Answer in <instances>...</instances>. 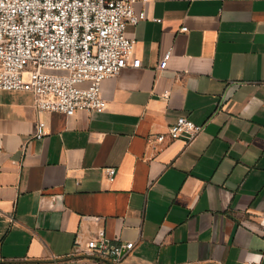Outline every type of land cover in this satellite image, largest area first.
<instances>
[{
    "label": "crops",
    "instance_id": "1",
    "mask_svg": "<svg viewBox=\"0 0 264 264\" xmlns=\"http://www.w3.org/2000/svg\"><path fill=\"white\" fill-rule=\"evenodd\" d=\"M137 9L142 65L102 82L105 112L0 90V264H105L73 256L100 230L135 242L125 264H264V0ZM179 117L203 132L153 147Z\"/></svg>",
    "mask_w": 264,
    "mask_h": 264
},
{
    "label": "built area",
    "instance_id": "2",
    "mask_svg": "<svg viewBox=\"0 0 264 264\" xmlns=\"http://www.w3.org/2000/svg\"><path fill=\"white\" fill-rule=\"evenodd\" d=\"M149 1L0 0V90L31 94L38 113L70 117L80 111L105 112L102 82L142 65L134 56L136 41L127 37L126 29L146 20V11L137 5ZM170 56L168 51L161 58L159 71L167 68ZM204 128L179 117L155 137L153 147L179 138L192 143ZM44 136L45 124L38 121L35 137ZM107 174L113 181L116 170L107 169ZM134 248L135 242L115 243L100 230L73 256L82 253L96 263L125 264Z\"/></svg>",
    "mask_w": 264,
    "mask_h": 264
}]
</instances>
